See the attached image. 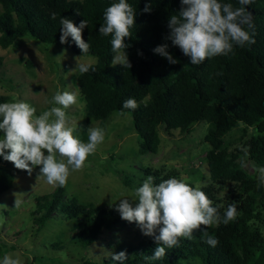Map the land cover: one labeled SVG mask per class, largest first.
<instances>
[{"label": "trees", "instance_id": "1", "mask_svg": "<svg viewBox=\"0 0 264 264\" xmlns=\"http://www.w3.org/2000/svg\"><path fill=\"white\" fill-rule=\"evenodd\" d=\"M114 0H0V47L7 49L25 36L43 45L60 42V17L73 20L78 26L88 21L82 33L90 42L96 71L77 76L80 95L85 102L87 121L104 123L112 113L129 114L139 137V154H155L160 145L158 129L165 132L190 133L199 122L208 130L205 142L209 145L206 160L213 182L243 183L249 179L238 169L223 148L224 137L241 123L252 130L245 147L248 157L256 165H264V0H253L246 5L253 13L251 42L244 47L234 46L228 56H215L200 65H191L177 46L165 38L169 34L168 20L181 8L180 0H128L136 11L131 36L125 38L132 67L111 66L113 53L111 37L101 36L98 29L103 24V13ZM239 7L238 0H223ZM146 4L152 11L144 12ZM56 14V19H53ZM247 29V26L245 25ZM167 43L168 51L177 59L171 64L154 53V49ZM71 51L82 55L81 50L68 38L65 43ZM3 59L0 57V69ZM136 99L135 110L121 112L123 101ZM0 96V103L9 102ZM155 182L169 179L160 172L147 169ZM146 179V178H145ZM144 180V179H143ZM124 184L131 181L126 177ZM14 175L0 167V195L13 187ZM192 186L191 184H189ZM194 187V186H192ZM210 200L211 189H201ZM64 189L58 186L51 194L39 198L46 217L59 221H73L76 232L72 241L82 249L91 247L104 232L113 231L119 222L115 208L86 207L75 199L62 201ZM213 204L217 205V203ZM255 199L245 206H236L237 215L228 222L201 225L191 239L180 237L178 246L166 249L162 260L149 261L157 243L153 237L137 242L120 244L108 242L104 248L109 253L126 252L125 264H264V237L251 222ZM221 213L223 207L218 209ZM157 234L158 230H157ZM207 235H214L217 243L206 244ZM103 264H111L110 256ZM119 264V262H117Z\"/></svg>", "mask_w": 264, "mask_h": 264}, {"label": "rangeland", "instance_id": "2", "mask_svg": "<svg viewBox=\"0 0 264 264\" xmlns=\"http://www.w3.org/2000/svg\"><path fill=\"white\" fill-rule=\"evenodd\" d=\"M77 55L63 44L43 45L28 36L18 38L7 49L0 47L3 66L0 69V96L11 101L24 100L37 109V115L50 107L46 100L57 90H73L70 85L77 79L72 72L77 65ZM93 56H83L81 62L95 64ZM70 122L84 130L80 132L82 141L87 142V128L105 129V140L96 151L89 155L82 169L70 174L62 188V201L75 199L86 207L114 208L119 203L121 193L132 198L136 187L142 184L145 171L161 173L168 178L185 179L189 184L201 189L210 188L214 203L225 207L227 203L245 206L250 198L255 199L252 224L264 237V185H258L256 165L249 157L245 167L239 160L242 148L252 131L241 123H236L224 137L223 148L233 156L238 169L249 179L247 184L213 182L210 177L206 153L209 145L205 142L208 125L197 123L190 133L165 132L160 127V145L155 154H139V137L134 130L129 114L112 113L107 121H87L85 102L81 95L75 105L67 109ZM2 135V133H0ZM239 146V147H238ZM7 151V150H6ZM47 154V150H45ZM0 167L8 168L14 175L13 187L0 195V257L12 254L21 264H103L108 260L109 249L104 246L111 241L124 245L147 239L135 222L121 218L115 229L104 232L88 249H82L73 241L76 226L73 221H59L46 217L39 198L51 194L58 186H52L39 177L40 167L34 166L29 174L15 168L10 161L0 157ZM128 178L129 186L124 184ZM23 200L20 208H15V199Z\"/></svg>", "mask_w": 264, "mask_h": 264}, {"label": "clouds", "instance_id": "3", "mask_svg": "<svg viewBox=\"0 0 264 264\" xmlns=\"http://www.w3.org/2000/svg\"><path fill=\"white\" fill-rule=\"evenodd\" d=\"M252 2L238 0L240 6L234 7L223 0H180L179 12L169 17L170 31L165 39L188 56L194 66L215 56H228L233 53L234 46L244 47L251 42L253 19L245 6ZM143 11L150 13L151 4H146ZM135 16L136 11L128 0H114L103 13L104 22L98 32L101 36L111 37L113 67H132L125 38L131 36L130 28L134 26ZM52 18L56 19V14ZM60 25V42L68 43L71 37L82 52L70 73L78 72L83 76L96 71L93 63L81 62L83 55L91 49L90 42L82 36L88 21L82 20L77 26L73 20L61 16ZM168 48L169 45L164 43L153 51L169 63H177ZM70 87L73 90H57L46 100L50 107L39 115L36 114L37 109L24 100L0 103V157L29 174L34 166H41L39 177L52 186H64L71 173L82 169L106 135L105 129L91 125L87 128V142L81 140L80 132L84 128L70 122L67 113V109L77 103L80 87L75 81ZM137 107L136 99L129 97L123 101L120 111L135 110ZM241 151L243 156L239 164L244 168L248 149L244 147ZM255 170L258 185H264V165L257 166ZM155 180L154 176H147L135 188L132 198L121 193L119 203L113 204L122 219L135 222L145 236L154 238L157 247L147 258L149 261L162 260L167 248L178 246L180 237L191 239L193 231L200 229L201 225L226 223L237 215L234 203H227L221 213L218 210L220 206L213 204L199 186L192 187L183 178L172 177L160 183ZM22 204L23 200L16 196L15 208H20ZM0 208H6V205H0ZM204 242L214 246L217 238L207 235ZM108 255L111 264H125L127 260L123 251L118 254L108 252ZM0 264H21V260L12 254H5L0 257Z\"/></svg>", "mask_w": 264, "mask_h": 264}, {"label": "water", "instance_id": "4", "mask_svg": "<svg viewBox=\"0 0 264 264\" xmlns=\"http://www.w3.org/2000/svg\"><path fill=\"white\" fill-rule=\"evenodd\" d=\"M247 11L251 13V17H253V13L247 8Z\"/></svg>", "mask_w": 264, "mask_h": 264}]
</instances>
